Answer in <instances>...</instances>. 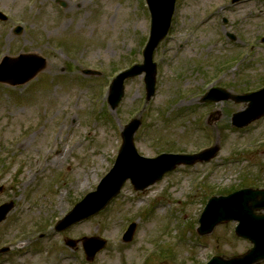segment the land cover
Instances as JSON below:
<instances>
[{
    "label": "rangeland",
    "instance_id": "obj_1",
    "mask_svg": "<svg viewBox=\"0 0 264 264\" xmlns=\"http://www.w3.org/2000/svg\"><path fill=\"white\" fill-rule=\"evenodd\" d=\"M227 1L176 0L169 33L154 51V96L146 100L144 75L126 80L113 111L109 82L143 62L150 21L143 0H0L9 15L0 22V65L5 56L27 53L47 60L29 83L0 84V206L14 203L0 223V248L8 249L1 264H206L247 252L250 244L234 234L237 223L205 236L196 230L212 196L264 189V118L228 129L227 120L213 117L245 104L196 99L211 86L236 95L264 87V0L219 9ZM16 25L23 27L19 34ZM135 117L141 126L134 144L144 157L192 154L213 144L220 150L143 191L127 181L105 211L56 232V219L112 168L120 132ZM62 152L68 156L60 162ZM132 223L133 239L123 243ZM93 237L107 244L87 261L81 242Z\"/></svg>",
    "mask_w": 264,
    "mask_h": 264
},
{
    "label": "water",
    "instance_id": "obj_2",
    "mask_svg": "<svg viewBox=\"0 0 264 264\" xmlns=\"http://www.w3.org/2000/svg\"><path fill=\"white\" fill-rule=\"evenodd\" d=\"M146 2L151 13V33L149 42L144 50L145 61L143 65L132 67L114 80L109 98L112 110L121 101L124 95L123 84L128 78L145 72L147 99L152 97L155 91L156 65L152 63V55L155 47L167 34L170 27L175 0H146ZM0 19L5 20L6 18L0 14ZM45 66V60L35 55L21 56L18 59L6 57L0 65V82L10 85L24 84L34 78ZM216 91L218 92V90ZM221 94H223L222 91ZM262 94H264V90L249 96L259 97ZM256 100L261 102V108H254L253 110V112L257 113L247 117H245L246 113L236 115L234 125L244 127L264 115L262 97ZM139 124L140 122L135 120L126 128L123 134L124 144L113 169L101 181L95 192L85 196L59 222L57 225L58 231H63L103 210L120 193L122 186L127 180H130L135 190H143L159 181L165 173L172 171L177 165H193L196 161H209L218 151V147H215L197 156L162 155L153 160L140 158L136 154L133 145V135ZM12 208V203L0 208V222L5 219ZM256 210H264V191L244 190L228 197L211 198L209 200L200 219L199 234H210L218 224L237 221L239 225L236 227V234L249 240L253 244V248L242 257L230 260L215 257L208 264H256L264 260V214L255 215L254 211ZM135 227V224L130 225L124 235L125 242L132 240ZM104 246L105 242L101 239H84L83 248L86 258L92 260Z\"/></svg>",
    "mask_w": 264,
    "mask_h": 264
},
{
    "label": "bare ground",
    "instance_id": "obj_3",
    "mask_svg": "<svg viewBox=\"0 0 264 264\" xmlns=\"http://www.w3.org/2000/svg\"><path fill=\"white\" fill-rule=\"evenodd\" d=\"M67 154H68V153H65V152L60 153V156L57 158V160H60V162H61V159L65 160L66 157L68 156ZM42 168H43V167L41 166L40 169H42ZM40 169H39V170H40ZM78 185H79V183H78ZM78 185H75V186H73L72 188H78V187H79Z\"/></svg>",
    "mask_w": 264,
    "mask_h": 264
}]
</instances>
